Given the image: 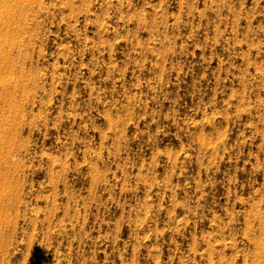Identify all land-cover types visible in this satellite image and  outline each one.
<instances>
[{
	"label": "rangeland",
	"instance_id": "374dc122",
	"mask_svg": "<svg viewBox=\"0 0 264 264\" xmlns=\"http://www.w3.org/2000/svg\"><path fill=\"white\" fill-rule=\"evenodd\" d=\"M1 2L0 264H264V0Z\"/></svg>",
	"mask_w": 264,
	"mask_h": 264
},
{
	"label": "bare ground",
	"instance_id": "6f19581e",
	"mask_svg": "<svg viewBox=\"0 0 264 264\" xmlns=\"http://www.w3.org/2000/svg\"><path fill=\"white\" fill-rule=\"evenodd\" d=\"M1 1H2V0H1ZM1 1H0V3H2ZM1 15H2V14H1ZM1 18H2V17H1ZM0 70H1V69H0ZM0 172H1V171H0ZM0 178H1V176H0ZM261 225H262V224H261ZM260 231H261V230H260ZM263 242H264V240H262V243H263ZM259 243H260V242H259ZM259 243H258V244H259ZM263 246H264V245H263ZM263 248H264V247H263Z\"/></svg>",
	"mask_w": 264,
	"mask_h": 264
}]
</instances>
